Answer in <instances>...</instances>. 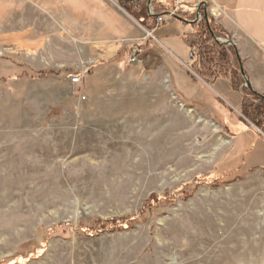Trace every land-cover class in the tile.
I'll list each match as a JSON object with an SVG mask.
<instances>
[{
    "label": "rangeland",
    "instance_id": "obj_1",
    "mask_svg": "<svg viewBox=\"0 0 264 264\" xmlns=\"http://www.w3.org/2000/svg\"><path fill=\"white\" fill-rule=\"evenodd\" d=\"M121 51L0 26V264H264L262 136Z\"/></svg>",
    "mask_w": 264,
    "mask_h": 264
},
{
    "label": "crops",
    "instance_id": "obj_2",
    "mask_svg": "<svg viewBox=\"0 0 264 264\" xmlns=\"http://www.w3.org/2000/svg\"><path fill=\"white\" fill-rule=\"evenodd\" d=\"M159 1L165 5V10L173 3V0ZM197 2L183 0L176 17L156 26L153 18L146 21L137 19L115 0H0V26H4L9 19L19 17L22 11H33L45 21L53 22L60 34L78 43L122 49L125 56L112 60L124 58L122 66L132 65L129 63L131 53L139 47L142 53H137L135 57L138 60L141 58V62L155 58L174 96L193 102L200 93H204L214 98L212 100L218 107L234 108L240 114L245 87L264 95V0H213L210 3L211 7L216 5L219 8L220 15L214 19L224 33L219 36L232 40V44L226 46L234 48L239 66L243 69V83L239 88H234L226 75L219 74L206 80L194 68L190 55L195 41V25L190 20L195 14ZM137 68H127L126 82L133 78ZM237 106L239 109H236ZM231 126L239 132L236 140L241 143L246 138L242 145L249 141L247 131L252 129L262 136V141H259L264 147V133L249 120L236 118ZM250 152L253 158L255 145ZM250 164V167L242 169L259 167L253 160Z\"/></svg>",
    "mask_w": 264,
    "mask_h": 264
},
{
    "label": "trees",
    "instance_id": "obj_3",
    "mask_svg": "<svg viewBox=\"0 0 264 264\" xmlns=\"http://www.w3.org/2000/svg\"><path fill=\"white\" fill-rule=\"evenodd\" d=\"M120 5L133 17L146 21L151 18L147 15V0H120ZM155 8L163 11L165 5L155 1ZM195 25V41L192 43L194 68L206 80L219 74L230 78L232 86L239 88L243 83L238 59L232 46L218 44L214 35L224 34L212 19L202 20ZM240 112L259 130L264 132V95L257 94L245 87L242 95ZM242 119V118H240ZM124 219H112L102 225L116 226ZM125 223V222H124Z\"/></svg>",
    "mask_w": 264,
    "mask_h": 264
},
{
    "label": "built area",
    "instance_id": "obj_4",
    "mask_svg": "<svg viewBox=\"0 0 264 264\" xmlns=\"http://www.w3.org/2000/svg\"><path fill=\"white\" fill-rule=\"evenodd\" d=\"M155 1L156 0H147V15L154 19V22L156 26L159 24L165 23L167 19L176 17L183 4V0H173L172 6L169 9H164L163 11H157L155 8ZM213 0H198L196 3L194 9L195 14L193 18L190 20V22L196 24L201 22L204 17L206 16V12L210 15V18L217 19V17L220 15L219 8L214 5L211 7L210 3ZM214 39L218 44H224V45H231L232 40H230L227 37L214 35ZM139 49H134L131 53L130 60L134 61L135 55L139 53ZM191 57L193 56V52H191ZM81 79L80 75H76L72 78L73 82H79Z\"/></svg>",
    "mask_w": 264,
    "mask_h": 264
},
{
    "label": "water",
    "instance_id": "obj_5",
    "mask_svg": "<svg viewBox=\"0 0 264 264\" xmlns=\"http://www.w3.org/2000/svg\"><path fill=\"white\" fill-rule=\"evenodd\" d=\"M205 18H206V16H205ZM206 21H208L207 18H206ZM240 71H241L242 76H244V72H243L241 65H240ZM246 85L249 87V84L247 82H246Z\"/></svg>",
    "mask_w": 264,
    "mask_h": 264
},
{
    "label": "bare ground",
    "instance_id": "obj_6",
    "mask_svg": "<svg viewBox=\"0 0 264 264\" xmlns=\"http://www.w3.org/2000/svg\"><path fill=\"white\" fill-rule=\"evenodd\" d=\"M192 62V61H191ZM190 131L188 130L186 133L188 134ZM191 141V140H190ZM189 145V144H188ZM185 161L191 162V158L190 157H185Z\"/></svg>",
    "mask_w": 264,
    "mask_h": 264
}]
</instances>
